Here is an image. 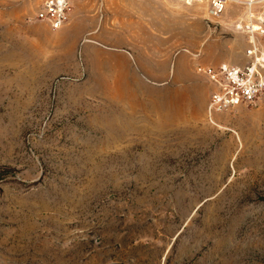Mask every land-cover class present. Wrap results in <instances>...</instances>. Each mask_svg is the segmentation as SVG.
Returning <instances> with one entry per match:
<instances>
[{"label": "rangeland", "instance_id": "rangeland-1", "mask_svg": "<svg viewBox=\"0 0 264 264\" xmlns=\"http://www.w3.org/2000/svg\"><path fill=\"white\" fill-rule=\"evenodd\" d=\"M40 3L0 0V264H264V99L209 116L179 78L245 60L241 7Z\"/></svg>", "mask_w": 264, "mask_h": 264}, {"label": "built area", "instance_id": "built-area-1", "mask_svg": "<svg viewBox=\"0 0 264 264\" xmlns=\"http://www.w3.org/2000/svg\"><path fill=\"white\" fill-rule=\"evenodd\" d=\"M76 1L41 0L35 19L57 30L69 20ZM228 3L240 6L243 11L234 26L246 40L245 60L241 64L220 62L196 66V72L211 85L209 116L256 105L264 99V0H209L208 10L217 15Z\"/></svg>", "mask_w": 264, "mask_h": 264}, {"label": "crops", "instance_id": "crops-1", "mask_svg": "<svg viewBox=\"0 0 264 264\" xmlns=\"http://www.w3.org/2000/svg\"><path fill=\"white\" fill-rule=\"evenodd\" d=\"M69 24H70V22L67 25L65 23L61 28H59V29H57L55 31L61 32L64 29L67 30V28L69 27ZM130 55L131 54L124 53V52H107L106 55H104V57L102 58V59L108 61V62H106V65H105V70L107 71L106 77L108 78L109 77L108 76V72L112 71L114 69L113 68V63L110 62L111 60H114V59L127 60V56H130ZM131 58H133V57H131ZM175 59H178V58H175ZM197 65H200V63L197 62L195 64V66L193 68V72L194 73L184 74L182 76L181 75L179 76V78H182L181 82H183V86L184 87H190L193 78H195V79H198L201 82H203L206 87H211V85L207 81V79L203 75H201L198 72H196V66ZM156 78H157L156 75H140V76L139 75H137V76L135 75V76H133V79H136L137 83H135L133 85H130V87H161L162 85H159L160 83H158V80ZM170 78H171L170 81L173 82V85H170V87H175L176 80L178 78V74H175L172 71V75H170ZM110 82L114 83V76L113 75L110 78ZM111 86H112V84H111Z\"/></svg>", "mask_w": 264, "mask_h": 264}]
</instances>
